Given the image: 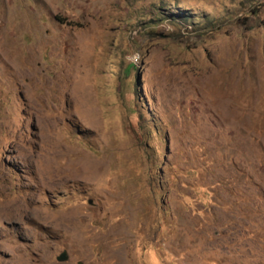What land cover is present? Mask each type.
Masks as SVG:
<instances>
[{"label": "rangeland", "instance_id": "374dc122", "mask_svg": "<svg viewBox=\"0 0 264 264\" xmlns=\"http://www.w3.org/2000/svg\"><path fill=\"white\" fill-rule=\"evenodd\" d=\"M0 264H264V0H0Z\"/></svg>", "mask_w": 264, "mask_h": 264}, {"label": "water", "instance_id": "95a60500", "mask_svg": "<svg viewBox=\"0 0 264 264\" xmlns=\"http://www.w3.org/2000/svg\"><path fill=\"white\" fill-rule=\"evenodd\" d=\"M68 258L67 254H62L58 259L59 261H66Z\"/></svg>", "mask_w": 264, "mask_h": 264}]
</instances>
